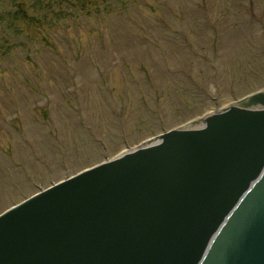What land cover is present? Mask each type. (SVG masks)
<instances>
[{
	"label": "rangeland",
	"instance_id": "1",
	"mask_svg": "<svg viewBox=\"0 0 264 264\" xmlns=\"http://www.w3.org/2000/svg\"><path fill=\"white\" fill-rule=\"evenodd\" d=\"M264 91V0H0V213Z\"/></svg>",
	"mask_w": 264,
	"mask_h": 264
},
{
	"label": "water",
	"instance_id": "2",
	"mask_svg": "<svg viewBox=\"0 0 264 264\" xmlns=\"http://www.w3.org/2000/svg\"><path fill=\"white\" fill-rule=\"evenodd\" d=\"M218 111L1 213L0 264H264V91Z\"/></svg>",
	"mask_w": 264,
	"mask_h": 264
}]
</instances>
